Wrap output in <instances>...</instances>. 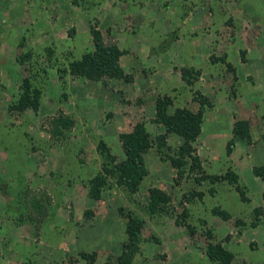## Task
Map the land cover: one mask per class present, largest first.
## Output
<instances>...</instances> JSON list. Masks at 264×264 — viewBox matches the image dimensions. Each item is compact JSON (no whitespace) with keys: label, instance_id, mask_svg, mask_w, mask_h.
<instances>
[{"label":"rangeland","instance_id":"rangeland-1","mask_svg":"<svg viewBox=\"0 0 264 264\" xmlns=\"http://www.w3.org/2000/svg\"><path fill=\"white\" fill-rule=\"evenodd\" d=\"M51 1L47 15L56 23L58 8ZM70 1L91 9L107 2ZM111 2L121 18L114 23L94 18L87 32L66 39L65 48L50 40L28 49V36L20 38L17 59L26 75L14 91L11 85L0 84V263L178 264L184 263L180 255H188V264H221L209 257L208 247L223 241L234 255L231 264H264V190L251 189L245 178L250 164L261 162L264 155V0ZM137 3L155 13V18L133 19L140 8ZM196 25L201 28L192 35ZM92 29L102 32L106 44L119 43L127 51L122 68L133 76L129 82L107 79V85L96 81L97 86L113 92L109 100L120 105L119 121L127 117L128 129L144 123L154 143L146 153L149 174L137 193L108 175L110 183L102 187L101 197L90 195L106 161L98 148L102 136L92 124L102 129L114 112L105 106V98L95 105L90 102L91 107L97 106V116L85 117L83 106L72 96L71 74L63 80L59 68L90 50ZM193 42L197 51L192 50ZM52 47L55 51L50 54L47 49ZM25 52L32 56L22 64L19 57ZM183 67L193 69L194 77L199 74L193 84L184 80ZM54 75L59 76L60 86L51 84ZM27 77L43 89L41 106L10 112ZM79 79L84 84L89 80ZM64 92L67 98H62ZM162 97L173 100L170 113L177 107L195 112L204 108L202 132L194 143L200 169L191 170L190 162L180 174L172 166L170 157L184 140L154 121L157 100ZM234 104L251 123L252 139L236 140L228 152L232 127L241 118L239 111L231 109ZM64 112L74 125L54 135L52 121ZM59 147L68 161L64 172L56 167L45 173L44 161L29 160ZM110 148L115 155L122 153L116 145ZM57 157L56 163L60 162ZM123 159L118 155V160ZM230 169L239 174L238 184L196 180ZM238 185L245 189L248 201L242 199ZM155 186L171 200L160 212L152 213L149 189ZM215 209L227 211L230 218L216 214ZM25 217L33 221L20 227ZM130 218L140 223L136 243L128 236Z\"/></svg>","mask_w":264,"mask_h":264},{"label":"trees","instance_id":"trees-1","mask_svg":"<svg viewBox=\"0 0 264 264\" xmlns=\"http://www.w3.org/2000/svg\"><path fill=\"white\" fill-rule=\"evenodd\" d=\"M92 47L86 51L81 57L70 60L69 64L63 68H59L61 78L71 74L78 78L89 79L94 81L104 82L106 85L107 79L122 78L125 81H132L133 76L126 74L122 68V57L126 54V50L119 47L117 44H106L103 34L100 30L92 29ZM48 52L55 51V48H48ZM49 54V55H50ZM31 52H25L19 57L22 64H26L31 58ZM245 59V57H244ZM193 69L183 67V78L188 84H193L199 74L194 77ZM66 81H63L66 86ZM68 94L63 93L62 98H67ZM43 89L36 84L31 77L25 78L20 93L17 99L9 107L10 112L23 113L29 108L38 110L42 103ZM157 116L155 122L163 124L167 133L177 134L182 137L184 142L179 147L175 156H171V164L183 173L184 168L191 162V170L201 168V161L196 153L194 143L202 132L204 121V108L199 111L184 107H177L174 113H170L169 109L173 106V100L170 97H162L157 100ZM74 120L61 113L52 121L53 134L62 135L64 129L71 128L74 125ZM233 136L228 142V152H232L238 139H246L251 141L252 129L251 123L245 119H237L233 125ZM120 139L126 157L123 160H118V156L111 152L110 146L101 140L98 144L99 151L105 156L103 172L94 179V184L91 186L90 195L94 198L101 197L102 187L108 183L109 176L116 178V183L129 190L132 193H137L143 180L149 174V169L146 163V153L154 146L153 140L147 127L144 123L137 124L131 131L121 133ZM163 143V142H162ZM163 147V144H160ZM160 147V150H162ZM256 176L264 181V164L256 165L253 168ZM209 179L211 182L228 181L238 184L239 174L233 170H228L222 174H203L196 177V180L201 182ZM242 199L248 201L246 191L243 187H237ZM150 199L149 208L152 213H157L164 208L171 200L169 194L155 186L149 189ZM202 195V193H201ZM215 213L223 216L226 219L230 218L227 211L215 209ZM139 221L135 218L129 219L128 236L134 243L139 240ZM212 233L210 236L212 237ZM214 237V236H213ZM208 255L212 260H216L221 264H231L234 255L231 251L223 246V241L210 243L208 247ZM125 264H129V261Z\"/></svg>","mask_w":264,"mask_h":264},{"label":"crops","instance_id":"crops-1","mask_svg":"<svg viewBox=\"0 0 264 264\" xmlns=\"http://www.w3.org/2000/svg\"><path fill=\"white\" fill-rule=\"evenodd\" d=\"M49 3V0H0V84H4L5 86L11 85L12 91L16 90L14 88V85L18 83L19 79L26 75L23 66L18 62L17 59L18 48L21 45L20 38H22L23 36H28V49L42 47L44 43L47 44L50 40L57 43V45H60L61 47L64 46L63 48H65L64 43L66 39L70 38V36H77L80 33L87 32L89 30V23L91 20L93 21L94 18L104 20L105 22L112 21V23H114L113 20L121 18L118 12H114L115 9L111 0H107V2L103 4L104 6L102 5L101 7L97 6L99 4L97 3L96 8L93 9L87 7L84 8L81 2L79 4H76L75 2L72 3L70 0H52L51 3L56 4L58 8L57 16L59 21L55 23L54 21H50L47 15L48 13L46 8ZM126 4L128 3L126 2ZM137 4L140 7L141 4ZM151 4V2H148V5ZM117 9L118 8H116V10ZM151 13L152 12L148 11L147 7L142 4V7H140L139 10L133 13V19H153L155 13ZM198 28H201V25H196L195 28H192L190 31L191 34L197 35L196 31L199 30ZM206 39H208V37H206ZM116 44L121 47L119 43ZM192 44L194 45V48H192V50L197 51L198 48L195 47V43L193 42ZM51 79L52 81L50 82L52 85L54 84L60 86V79L58 75H54L53 77H51ZM69 79L70 86L72 87L71 91L73 92V99L78 104L83 106L81 107L83 108V114L85 117L93 119L95 116H97L95 108L97 106L91 107L90 102L94 104V102H104L105 98L108 99L107 104L105 103L106 105H104L106 107H110V109L114 112L113 117L107 120L105 124H102V129H98V127L96 126V122H94L92 126L95 131L101 134L102 139L110 147L114 149V145H116L122 150V153H117V156L120 155L122 158H125L126 155L122 146L120 135L121 133L131 131L133 127L128 129L130 122L125 116L122 121H119V116H122L121 110L119 108L120 105H115V102L113 103V100H109V96L111 93L113 94V92L111 90L105 89L104 87L102 88V86H97V82L94 80H88L87 83L84 84L80 83V79L75 76L70 75ZM97 90L100 92L96 93ZM0 93L2 94V92ZM230 106L234 112L237 113L239 111V116H241L242 119L244 118L243 115L245 113L242 111V109L236 108L239 106H236L235 104ZM81 113L82 112H80V114ZM77 116L78 112L75 113V117ZM79 138L84 140V136ZM237 143L238 142H236V144ZM33 156L29 157V160L31 162L33 159L44 161L45 173L54 171L56 167H58V169L62 172L67 170L68 161L65 158L63 148L59 147L53 152L46 151L40 153L39 157H37L38 155H35L34 157ZM55 156H58L57 158H59L60 160V162H58L59 164L53 161ZM249 158H246V160L244 161H248ZM55 163L59 166H55ZM263 164L264 155L262 156L261 162H258L256 164L254 163L252 165L250 164V167H248V170L246 171V174L248 175H246L245 178L249 181V183H247L253 190L254 188H256V190H264V181L260 177L256 176L253 172L254 166ZM259 181L260 185L257 183ZM23 220L24 224H22L20 227L24 225L28 226L30 224L28 222L33 221L28 217H25ZM19 222H21V220ZM10 223L11 222L9 221L7 226H10ZM180 257L182 258V260H184V263L178 264H188V255H180ZM23 258L24 257H19L18 260H22Z\"/></svg>","mask_w":264,"mask_h":264}]
</instances>
